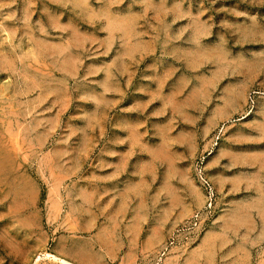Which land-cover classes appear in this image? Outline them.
Instances as JSON below:
<instances>
[{
    "label": "rangeland",
    "instance_id": "obj_1",
    "mask_svg": "<svg viewBox=\"0 0 264 264\" xmlns=\"http://www.w3.org/2000/svg\"><path fill=\"white\" fill-rule=\"evenodd\" d=\"M73 263L264 264V0H0V264Z\"/></svg>",
    "mask_w": 264,
    "mask_h": 264
},
{
    "label": "bare ground",
    "instance_id": "obj_2",
    "mask_svg": "<svg viewBox=\"0 0 264 264\" xmlns=\"http://www.w3.org/2000/svg\"><path fill=\"white\" fill-rule=\"evenodd\" d=\"M65 262V261H64ZM67 263V262H66ZM74 264V263H73Z\"/></svg>",
    "mask_w": 264,
    "mask_h": 264
}]
</instances>
